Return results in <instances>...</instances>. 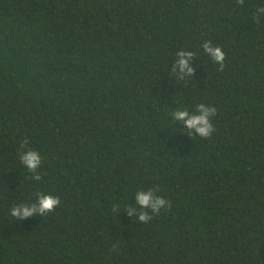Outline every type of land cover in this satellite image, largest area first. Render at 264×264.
Returning a JSON list of instances; mask_svg holds the SVG:
<instances>
[{
	"label": "trees",
	"instance_id": "1",
	"mask_svg": "<svg viewBox=\"0 0 264 264\" xmlns=\"http://www.w3.org/2000/svg\"><path fill=\"white\" fill-rule=\"evenodd\" d=\"M260 7L0 0V264H264ZM199 103L217 110L207 139L173 119ZM149 189L168 202L159 214L136 201ZM40 195L60 204L10 215Z\"/></svg>",
	"mask_w": 264,
	"mask_h": 264
},
{
	"label": "clouds",
	"instance_id": "2",
	"mask_svg": "<svg viewBox=\"0 0 264 264\" xmlns=\"http://www.w3.org/2000/svg\"><path fill=\"white\" fill-rule=\"evenodd\" d=\"M244 0H237V4L242 5ZM256 19L259 20L260 13H264V7H260L257 10ZM205 54L211 57L212 61L219 64V70L224 69L225 54L219 46H213L211 41H206L203 44ZM179 59L177 60V66L180 73L191 77L193 74V68L189 66V60L193 58L194 53L192 51L177 53ZM175 70V69H174ZM216 108L199 103L196 106V113L190 114L189 111L176 110L173 114L175 121H182L185 127L189 130H195L197 136L201 138H210L214 132V125L210 117L216 115ZM26 143V141L24 142ZM21 162L27 167L29 171L35 172V170L41 164L40 153L34 149H28L20 156ZM39 180L37 175L34 177ZM158 190V189H157ZM136 201L141 209L150 208L152 214H159L160 210L169 207L168 202L158 195H154L153 191L149 189L147 192H139L136 195ZM60 204V199L54 195H40L38 203L29 207L27 205L20 207H13L10 215L16 219H24L33 215L39 214L41 217L45 216L55 210L57 205ZM129 215H132V211L129 210ZM139 219L148 223L152 219V215H149L146 211L139 212Z\"/></svg>",
	"mask_w": 264,
	"mask_h": 264
}]
</instances>
